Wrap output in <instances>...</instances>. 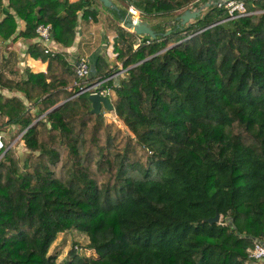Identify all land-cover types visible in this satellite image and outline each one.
<instances>
[{"label":"trees","instance_id":"1","mask_svg":"<svg viewBox=\"0 0 264 264\" xmlns=\"http://www.w3.org/2000/svg\"><path fill=\"white\" fill-rule=\"evenodd\" d=\"M91 1L7 0L0 38L18 17V35L49 23L51 39L68 46L78 18L98 19ZM117 1L111 20L129 4L161 19L136 47L135 33L113 23L125 69L108 77L113 67L98 55L88 77L103 79L124 127L89 110L64 54L39 41L27 52L45 70L12 79L0 68V264H249L247 249L264 240V0H242L249 13L233 17L211 3L181 26L165 20L197 0ZM11 125L22 158L6 147ZM69 229L86 235L94 257L74 246L55 261L48 247Z\"/></svg>","mask_w":264,"mask_h":264},{"label":"crops","instance_id":"2","mask_svg":"<svg viewBox=\"0 0 264 264\" xmlns=\"http://www.w3.org/2000/svg\"><path fill=\"white\" fill-rule=\"evenodd\" d=\"M0 1V17L6 12H12L11 9L7 7V0ZM113 1L119 6V8L122 6L117 0ZM91 6L97 10L98 19L96 21H92L78 18L75 26V35L70 45L63 46L59 42H56L52 39L47 43L52 50L63 53L69 64H71L72 61L77 59L79 56L85 57L90 65L89 77L94 75L93 63L98 55L103 56L110 63V66L113 67V71L117 70V65H114V63H117V59L115 60V52L112 50V39L115 32L112 24L118 23V25H120L121 22L118 18L115 19L116 22L114 19L111 20L109 18L112 16L111 12H109L101 4H98L97 0H92ZM23 27L24 21L16 17L15 33L7 39L0 38V68L7 77L12 79L24 78L26 69H29L33 72L43 71L45 70L46 66V61H43L40 58L31 57L28 54V46L39 40L36 37H24L18 35V30L23 29ZM39 43L41 42L39 41ZM120 69L122 71L117 75H111L115 80L118 79V76L124 71L125 68L120 67ZM92 79L93 78H88L87 80ZM2 92L7 95H20L17 92L8 93L6 90H3ZM111 111L114 114V111L110 110V112ZM17 127L18 126L14 125L9 126V128L5 130L4 135L6 136L7 133L9 134Z\"/></svg>","mask_w":264,"mask_h":264},{"label":"built area","instance_id":"3","mask_svg":"<svg viewBox=\"0 0 264 264\" xmlns=\"http://www.w3.org/2000/svg\"><path fill=\"white\" fill-rule=\"evenodd\" d=\"M217 5L223 6L226 9V12L228 13V17L249 13V11H246L242 0H225L218 2ZM126 13H129L133 17L140 16L139 10L136 9L131 4L127 6ZM121 26H123L122 22H121ZM128 31L132 32L131 30ZM35 32H36V38L41 42L43 46V51L53 53L54 50H52L47 44L51 40L50 24L38 23L35 27ZM135 35H136L135 42L133 44V47L138 46L142 42L145 43L149 42L148 36L144 38V36L141 34H135ZM71 69L78 78V81L75 82L76 84H78V88L75 91V94L82 91H87V92L94 91L100 94L107 95V89L101 87V83L103 79L94 78L92 80H87L89 77L90 65L85 57L79 56L77 57V59L72 61ZM121 71L122 70H114L112 74H110L108 77H113L111 75H117ZM67 89L72 90V87L69 86ZM2 146H3L2 134L0 133V148ZM247 255L249 259L252 261L264 260V240L262 239L253 240L252 246L247 249Z\"/></svg>","mask_w":264,"mask_h":264},{"label":"water","instance_id":"4","mask_svg":"<svg viewBox=\"0 0 264 264\" xmlns=\"http://www.w3.org/2000/svg\"><path fill=\"white\" fill-rule=\"evenodd\" d=\"M101 5L108 9H113L117 11L119 6L113 0H98ZM225 0H203L202 3L197 4L196 7L188 6L181 10L179 13L175 14L169 23L174 24L175 26H181L184 24H189L191 20L195 19L202 10L207 7L209 4H218V2ZM125 28L131 30L135 34H141L154 38L157 35V32L152 27V22L148 19L143 18L142 16L133 17L129 13H124V15L118 18ZM168 29H165L164 33H167ZM87 96L90 100L91 107L90 111L98 114L104 111H110L112 109V104L109 101V98L106 94H100L98 92H88ZM2 153V152H1ZM0 153V154H1ZM219 219V213H215L211 217H207L205 221L207 222H216Z\"/></svg>","mask_w":264,"mask_h":264},{"label":"rangeland","instance_id":"5","mask_svg":"<svg viewBox=\"0 0 264 264\" xmlns=\"http://www.w3.org/2000/svg\"><path fill=\"white\" fill-rule=\"evenodd\" d=\"M202 1L203 0H197V3L195 5L192 4L190 6L194 8L197 6V4L202 3ZM258 11H260V10L256 9L254 12H258ZM172 18H173V16L167 18V20H165V21L169 22L170 19H172ZM158 19H159L158 17H154V18L150 19V21L153 23ZM159 20H161V19H159ZM191 21H193V20H191ZM120 26H121V22H120ZM122 27H124V26H122ZM115 57H116V54H115ZM116 59L117 58H115V60ZM116 61H117V63H114V65L115 66L117 65V67H118L117 70H118L121 67V62L118 59ZM70 66H71V64H70ZM103 115H104V119L106 121L113 119L121 127H124L122 122L116 117L115 113L114 114L112 113V111L111 112L110 111L104 112ZM21 133H22V131H18V127H17L15 130L11 131L9 134L7 133V135L5 136L9 140V143L6 147L13 146L16 149V152H17L19 158H22L24 153H25V149L23 148L22 141L19 138ZM86 242H87V237L84 233H82L76 229H69V230L57 233L55 239L51 242V244L48 247V253L55 254V261L63 262L64 260H66L68 258L67 251L69 250V248L76 246L77 252L79 254L86 255L88 257H94L95 253H94L93 249H89V248L84 247ZM248 261H249V264H258V263L264 262V260L252 261L250 259Z\"/></svg>","mask_w":264,"mask_h":264}]
</instances>
